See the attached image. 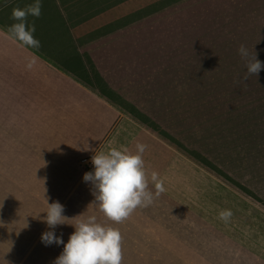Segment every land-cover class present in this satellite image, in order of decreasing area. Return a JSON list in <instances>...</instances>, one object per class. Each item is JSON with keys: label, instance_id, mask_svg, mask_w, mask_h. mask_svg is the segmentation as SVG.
Segmentation results:
<instances>
[{"label": "crops", "instance_id": "1", "mask_svg": "<svg viewBox=\"0 0 264 264\" xmlns=\"http://www.w3.org/2000/svg\"><path fill=\"white\" fill-rule=\"evenodd\" d=\"M13 1L0 4V12L6 14L0 18V264H29L24 260L56 259L62 253L75 230L71 224L54 230L63 244L46 245L41 240L49 230L44 217L53 201L64 205L67 223L94 215L103 225L118 228L122 258L154 260L153 264H264V207L244 200L248 198L205 169L183 145L112 102L114 96L97 84L93 64L83 60L72 40L62 0L50 1L54 12H44L42 5L39 18L28 17L29 23L34 20L44 30L34 33L39 49L8 33L14 23L12 9L21 5ZM62 37H69L72 51L58 60L48 52ZM63 51L55 50L59 55ZM91 77L98 86L91 85ZM137 143L147 145L145 167L149 176L152 171L159 174L165 191L151 205L137 207L116 223L100 210L95 189L84 181L79 164L83 159L92 161L110 145L135 151ZM219 185L229 189L215 187ZM149 189L155 193L151 181ZM195 195L216 199L208 203L214 226L213 230L208 226V233L218 236V249L180 256L178 243L184 237L179 235L186 233L179 228L193 218ZM224 209L232 212L227 221L219 218Z\"/></svg>", "mask_w": 264, "mask_h": 264}, {"label": "rangeland", "instance_id": "2", "mask_svg": "<svg viewBox=\"0 0 264 264\" xmlns=\"http://www.w3.org/2000/svg\"><path fill=\"white\" fill-rule=\"evenodd\" d=\"M50 1L41 0L44 12L55 11L48 7ZM17 2L21 8L29 4L13 1ZM62 2L72 40L100 79L97 83L91 77V85L107 89L115 102L141 114L142 120L155 122L210 167L205 169L214 175V168L225 172L239 187L216 176L248 198L244 200L264 207V69L243 81L246 61L238 52L243 44L264 62V0ZM3 15L0 12V18ZM36 32H44L38 22ZM53 44L48 54L55 59L72 51L69 37ZM60 47L64 51L59 55L55 50ZM194 202L193 218L179 228L186 233L179 235L184 237L178 243L180 256L218 249V236L208 233V226L214 228L208 203L216 199L195 195ZM55 260L24 261L55 264ZM153 262L122 258L121 264Z\"/></svg>", "mask_w": 264, "mask_h": 264}, {"label": "clouds", "instance_id": "3", "mask_svg": "<svg viewBox=\"0 0 264 264\" xmlns=\"http://www.w3.org/2000/svg\"><path fill=\"white\" fill-rule=\"evenodd\" d=\"M41 11V0H34V3L23 8L13 7L11 19L14 23L8 26V33L23 45L39 49L41 43L34 35L35 21L29 23L28 17L39 18ZM238 52L246 61L247 71L242 80L247 81L250 75L257 77L264 69V62L257 58V52L250 53L243 44L239 46ZM34 63L35 57L27 67L32 68ZM146 149L147 145L144 143H137L135 151L124 145L119 148L110 145L107 151L93 155L94 171L85 172L83 179L93 185L95 202L99 203L100 210L107 219L120 223L137 207L151 205L154 197L165 191L164 181L157 172L152 171L149 176L143 159ZM150 181L155 186V193L149 189ZM64 211V205L53 201L48 203L47 215L44 217L49 230L42 233L41 240L46 245L64 243L62 236L55 235L54 230L58 225L71 224L75 229L55 264H121L122 236L118 228L103 225L94 215L78 219L75 224L67 223L69 217L64 215ZM231 216L230 209L219 213V218L224 221Z\"/></svg>", "mask_w": 264, "mask_h": 264}, {"label": "trees", "instance_id": "4", "mask_svg": "<svg viewBox=\"0 0 264 264\" xmlns=\"http://www.w3.org/2000/svg\"><path fill=\"white\" fill-rule=\"evenodd\" d=\"M110 100L112 101V99L110 98ZM114 102V100L112 101ZM122 107V106H121ZM124 108V107H123ZM128 111V110H127ZM129 113H131L133 116L137 117L138 119L142 120V118L140 117L141 114H134L132 111H128ZM143 122H145L147 125L151 126L153 129H155L157 132H159V134H161L163 137L169 139L170 141H174L173 139L169 138V136H167L166 134H164L159 126L157 124H155L153 121H149L147 118H145V120H142ZM261 132L264 133V128L261 130ZM190 154V153H189ZM191 155V154H190ZM195 160H197L199 163H201L204 167L206 168H210L206 163H204L203 160H200L196 157H194L193 155H191ZM213 171L216 173V175L221 176L223 179L227 180L228 182H230L232 185L239 187L238 184H236L235 182L231 181L229 179V176H227V174L225 172H223L221 169H217L214 168ZM244 191V190H243ZM245 192V191H244ZM247 193V192H246ZM247 195H250L249 193H247ZM263 204V203H262ZM264 205V204H263Z\"/></svg>", "mask_w": 264, "mask_h": 264}, {"label": "built area", "instance_id": "5", "mask_svg": "<svg viewBox=\"0 0 264 264\" xmlns=\"http://www.w3.org/2000/svg\"><path fill=\"white\" fill-rule=\"evenodd\" d=\"M80 168L83 171H87L88 169H90L91 171L93 170L94 166L92 164V161L89 159H83L80 163Z\"/></svg>", "mask_w": 264, "mask_h": 264}]
</instances>
